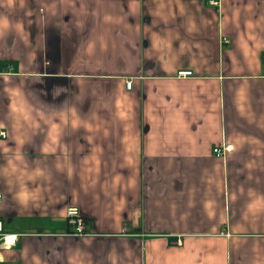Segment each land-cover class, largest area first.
Here are the masks:
<instances>
[{
	"label": "crops",
	"instance_id": "0c3cea01",
	"mask_svg": "<svg viewBox=\"0 0 264 264\" xmlns=\"http://www.w3.org/2000/svg\"><path fill=\"white\" fill-rule=\"evenodd\" d=\"M210 1L0 0L1 264H264V0Z\"/></svg>",
	"mask_w": 264,
	"mask_h": 264
},
{
	"label": "built area",
	"instance_id": "2783aa9c",
	"mask_svg": "<svg viewBox=\"0 0 264 264\" xmlns=\"http://www.w3.org/2000/svg\"><path fill=\"white\" fill-rule=\"evenodd\" d=\"M211 5H217L218 1L211 0ZM225 41V39H222ZM179 76H187L190 75V72H179ZM125 86L127 89L131 86V81H126ZM0 137L5 138L4 132H0ZM230 149V146H223L222 149L214 148L213 152L218 154L220 152H224ZM1 201V195H0ZM66 220L69 227H71V231L68 232V235L77 236V237H88L91 232L87 229V223L85 219L81 216L80 211L77 207H68L66 210ZM17 240V235L8 233L4 231L2 222L0 221V253L3 251H8L12 249ZM2 263V257L0 254V264Z\"/></svg>",
	"mask_w": 264,
	"mask_h": 264
},
{
	"label": "bare ground",
	"instance_id": "6f19581e",
	"mask_svg": "<svg viewBox=\"0 0 264 264\" xmlns=\"http://www.w3.org/2000/svg\"><path fill=\"white\" fill-rule=\"evenodd\" d=\"M67 223V222H66ZM71 231V229L69 228L68 232Z\"/></svg>",
	"mask_w": 264,
	"mask_h": 264
}]
</instances>
